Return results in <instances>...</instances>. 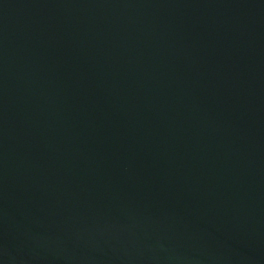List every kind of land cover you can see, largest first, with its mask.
Instances as JSON below:
<instances>
[{"label": "water", "instance_id": "obj_1", "mask_svg": "<svg viewBox=\"0 0 264 264\" xmlns=\"http://www.w3.org/2000/svg\"><path fill=\"white\" fill-rule=\"evenodd\" d=\"M0 264H264V0H0Z\"/></svg>", "mask_w": 264, "mask_h": 264}]
</instances>
